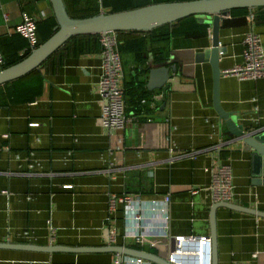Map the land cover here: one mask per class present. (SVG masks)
I'll return each instance as SVG.
<instances>
[{
  "label": "crops",
  "instance_id": "1",
  "mask_svg": "<svg viewBox=\"0 0 264 264\" xmlns=\"http://www.w3.org/2000/svg\"><path fill=\"white\" fill-rule=\"evenodd\" d=\"M65 2L72 13L96 2L100 12H109L102 0ZM24 12L39 21L54 15L50 0H0L3 54L5 47L10 52L18 48L21 55L25 51L27 40L15 30ZM251 15L250 10L236 15L232 11L222 21L220 43L227 50L221 55V69L241 62L246 32L259 33L264 45V25L253 24ZM209 32L205 37H172L154 45L147 41L146 66L148 55L154 53L156 60L158 52L183 64L179 73L172 71L163 88L154 91L147 88L149 71L142 74L134 54L120 51L124 87L132 80L143 81L139 91L147 92L146 102L141 99L127 110L131 121L123 130L101 126L100 52L67 57L55 72L50 65L41 67L43 92L36 100L0 107V242L103 246L101 234L109 218L119 235L129 231L124 206L111 212L113 194L146 202L168 195L167 229L158 231L148 222L152 230L145 233L146 244L141 247L167 258L174 236L211 234L214 202L206 191L211 180L207 168L220 161L232 167L233 203L264 211V184L253 182V152L234 141L214 108L210 62L195 61L197 53L211 47V28ZM154 47L159 51L153 52ZM220 98L246 130L264 128V78L221 76ZM195 151V156H180ZM49 226L55 230L53 241ZM216 233L217 264H264L263 217L220 206ZM125 244L136 246L133 239ZM114 256L105 251L0 248V264H112Z\"/></svg>",
  "mask_w": 264,
  "mask_h": 264
},
{
  "label": "water",
  "instance_id": "2",
  "mask_svg": "<svg viewBox=\"0 0 264 264\" xmlns=\"http://www.w3.org/2000/svg\"><path fill=\"white\" fill-rule=\"evenodd\" d=\"M54 16L58 22L55 33L34 48L23 60L0 70V85L12 82L29 74L44 63L55 51L63 46L73 36L80 34H101L108 31H142L149 32L165 24H172L182 18L195 15L199 22L211 28V47L196 54V62H210L213 70L214 89L213 105L225 122L226 127L234 136V141L242 142L246 150L253 152V182L264 184V128L246 130L238 124L231 112L224 109L220 98V67L221 55L226 47L220 43V28L222 21L231 16V11L238 8H254L264 6V0H186L156 2L141 7L115 12L101 11L97 15L74 18L71 17L64 0H50ZM183 64L174 59L173 55L157 62L152 54L148 59L147 88L150 91L163 88L172 77L179 73ZM220 206L233 210L247 212L264 218V211L237 205L233 202H215L211 208V238L213 258L212 264H217V233L216 209ZM0 248L35 250L45 252L57 251H105L142 257L156 264H171L164 257L152 252L122 245L103 246H66L62 244L38 245L33 243L0 242Z\"/></svg>",
  "mask_w": 264,
  "mask_h": 264
},
{
  "label": "built area",
  "instance_id": "3",
  "mask_svg": "<svg viewBox=\"0 0 264 264\" xmlns=\"http://www.w3.org/2000/svg\"><path fill=\"white\" fill-rule=\"evenodd\" d=\"M5 19L8 20L7 14H5ZM38 21V18L24 12L22 21L16 25V32L25 37L28 42L25 51L29 50L31 52L39 46ZM99 42L102 59L98 85V92L101 97V126L108 131H120L131 121V118L127 115V101L123 85V61L119 49L118 31L101 33ZM242 45L241 62L222 69V76H234L239 80L264 78V45L261 35L253 30L246 32L242 39ZM4 62V54L0 48V70L3 69ZM143 102H146V100L143 99ZM151 104L154 106L153 102ZM31 125H37V123ZM4 136L8 137V134ZM196 154H198V151L186 152L180 154V156H195ZM207 171L210 173L211 180L206 191L212 202H233L235 193L231 165L220 161L216 166L207 168ZM65 187L69 188L71 186ZM170 202L171 198L168 195L160 201L146 202L142 201L140 197L128 194L121 196L113 194L109 201L111 212H114L118 205L124 206L129 231L124 233L123 236L119 235L116 225L109 218L101 234L103 245L129 246L125 244V240L133 239L136 244L134 248L143 250L141 247L146 244L145 233L151 229L147 224L148 222H152L160 229L158 231L167 229L170 219ZM143 210L146 213H143ZM158 214H162V216H158ZM49 229L53 241L55 230L51 226H49ZM173 239L174 244L166 258L169 263L212 264L213 250L210 235L179 234L174 236ZM150 246L154 247L155 244L151 243ZM114 254L112 264H153V262L142 257Z\"/></svg>",
  "mask_w": 264,
  "mask_h": 264
},
{
  "label": "trees",
  "instance_id": "4",
  "mask_svg": "<svg viewBox=\"0 0 264 264\" xmlns=\"http://www.w3.org/2000/svg\"><path fill=\"white\" fill-rule=\"evenodd\" d=\"M164 1L186 0H102V5L104 8H109V12H115ZM67 10L71 17L85 18L99 14L100 3L96 2L92 5V7L84 8L78 13L70 12L68 7ZM232 11L233 14L236 15L237 12L248 13L249 9L238 8ZM251 14L253 16V24L264 25V6L254 8ZM57 25L58 22L54 15L38 21L39 45L55 33V27ZM209 28V25L199 22L195 15H191L172 24H165L157 27L149 32L118 31L120 42L119 49L121 52H132L134 54L137 67H142L140 72L143 74L148 72V68L146 66V46L148 40H150L152 45H154L156 43H160L161 41H167L172 37L200 38L209 35ZM99 38L100 34H80L73 36L63 46L55 51L44 63H42L39 69L37 68L31 71L22 78L0 85V107H8L14 104H24L36 100L43 92V76L41 74V67L50 65V70L55 72L60 68L67 57H78L82 54L101 52ZM24 46H28L27 41L24 42ZM19 47L22 48L23 44ZM17 50L18 48L14 52H10V50L5 47V62L3 68L18 63L30 54V51L26 50L24 54L21 55L18 54ZM154 51L158 52L159 48L154 47L153 52ZM162 53L163 52H158L156 54L157 62L167 59V56H162ZM152 55L155 54L152 53ZM143 85V81L137 80H132L125 84L127 110L137 107L139 101L147 97V92L145 90H142V92L139 91ZM150 190L151 188L148 189V191Z\"/></svg>",
  "mask_w": 264,
  "mask_h": 264
}]
</instances>
